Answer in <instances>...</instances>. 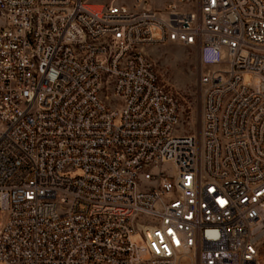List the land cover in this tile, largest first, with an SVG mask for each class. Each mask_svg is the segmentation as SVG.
<instances>
[{"label": "built area", "instance_id": "obj_1", "mask_svg": "<svg viewBox=\"0 0 264 264\" xmlns=\"http://www.w3.org/2000/svg\"><path fill=\"white\" fill-rule=\"evenodd\" d=\"M166 44L206 69L192 135L145 55ZM263 241L264 0H0V264H260Z\"/></svg>", "mask_w": 264, "mask_h": 264}, {"label": "rangeland", "instance_id": "obj_2", "mask_svg": "<svg viewBox=\"0 0 264 264\" xmlns=\"http://www.w3.org/2000/svg\"><path fill=\"white\" fill-rule=\"evenodd\" d=\"M166 1L153 0V4L160 5ZM92 2L131 6L136 0H92ZM145 55L153 64L160 83L178 100L180 124L177 133L195 134L199 126L198 77L202 70H206L199 63L195 48L179 44L154 45L146 49ZM245 80L250 81L251 77L245 76ZM164 169L168 174L171 173L170 166H164ZM133 242L141 244L139 238H134ZM258 261L264 264V241L258 250Z\"/></svg>", "mask_w": 264, "mask_h": 264}]
</instances>
